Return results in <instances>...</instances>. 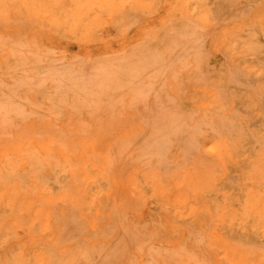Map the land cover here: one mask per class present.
Here are the masks:
<instances>
[{
	"label": "rangeland",
	"instance_id": "374dc122",
	"mask_svg": "<svg viewBox=\"0 0 264 264\" xmlns=\"http://www.w3.org/2000/svg\"><path fill=\"white\" fill-rule=\"evenodd\" d=\"M263 43L264 0H0V264H264Z\"/></svg>",
	"mask_w": 264,
	"mask_h": 264
},
{
	"label": "bare ground",
	"instance_id": "6f19581e",
	"mask_svg": "<svg viewBox=\"0 0 264 264\" xmlns=\"http://www.w3.org/2000/svg\"><path fill=\"white\" fill-rule=\"evenodd\" d=\"M96 28H97V26H96ZM252 42H254L255 41V38H251L250 39ZM258 43V42H257ZM253 44V43H252ZM264 44V43H263ZM260 57V56H259Z\"/></svg>",
	"mask_w": 264,
	"mask_h": 264
}]
</instances>
